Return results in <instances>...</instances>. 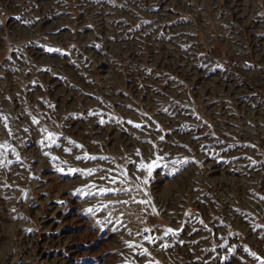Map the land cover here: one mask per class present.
Wrapping results in <instances>:
<instances>
[{
	"label": "rangeland",
	"instance_id": "1",
	"mask_svg": "<svg viewBox=\"0 0 264 264\" xmlns=\"http://www.w3.org/2000/svg\"><path fill=\"white\" fill-rule=\"evenodd\" d=\"M0 264H264V0H0Z\"/></svg>",
	"mask_w": 264,
	"mask_h": 264
},
{
	"label": "snow or ice",
	"instance_id": "2",
	"mask_svg": "<svg viewBox=\"0 0 264 264\" xmlns=\"http://www.w3.org/2000/svg\"><path fill=\"white\" fill-rule=\"evenodd\" d=\"M101 123H103V121H101ZM137 127H139V125H136ZM5 127H7V124H5ZM48 138L50 139V140H52V143H55V140L54 139H52V134L51 133H49L48 134ZM74 143V142H73ZM137 155H139V152H137ZM92 159H95V157H91ZM55 159V158H54ZM77 159H80V157H77ZM156 166V162L154 161L152 164H147V165H145V164H141L140 165V167L142 168V169H144V170H146L147 171V173H148V175L149 176H151L152 175V170H153V168ZM72 171H76V169H72ZM89 175L90 174H92L91 173V171H89V173H88ZM102 179H103V177H102ZM147 181H145V183H146ZM103 191H105L104 189H101V192H103ZM89 211H91V209H89ZM171 232H173V229H171V228H169V229H166V231H165V235H167L168 233H171ZM252 255L255 257V253H252ZM256 259H259V257H255Z\"/></svg>",
	"mask_w": 264,
	"mask_h": 264
},
{
	"label": "built area",
	"instance_id": "3",
	"mask_svg": "<svg viewBox=\"0 0 264 264\" xmlns=\"http://www.w3.org/2000/svg\"><path fill=\"white\" fill-rule=\"evenodd\" d=\"M141 237L143 239H148L151 237V231L149 229H145L144 231H142L141 233ZM162 240L165 242V243H172L174 242V236L172 233H168L167 235H163L162 236Z\"/></svg>",
	"mask_w": 264,
	"mask_h": 264
}]
</instances>
